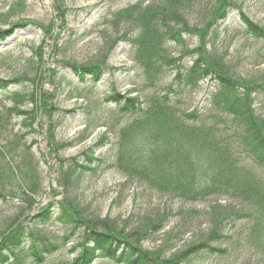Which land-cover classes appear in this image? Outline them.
<instances>
[{
    "label": "trees",
    "instance_id": "trees-1",
    "mask_svg": "<svg viewBox=\"0 0 264 264\" xmlns=\"http://www.w3.org/2000/svg\"><path fill=\"white\" fill-rule=\"evenodd\" d=\"M52 2L57 16L63 15L64 0ZM195 7L202 18L192 23L189 13ZM234 9L243 32L261 43L258 54L264 59V24L253 20L238 0H136L115 11V25L125 23L138 35L133 70L136 80L151 90L143 97L135 89L124 94L109 90L105 101L114 104L115 112L95 116L93 121L103 124L91 125L82 133L85 139L93 129L104 126L114 139L104 133L80 157L62 158L61 150L70 143L55 139L57 127L71 110L62 111L53 101L54 93L42 96L38 92L40 81L53 79L55 74L50 64L45 66L44 40L32 48L22 73L11 80L0 79V91L11 103L0 108V201L18 202L17 213L0 228V264L20 263L23 247L28 258L41 264L75 239L69 250L75 255L67 263L57 264H92L98 257L113 264H204L214 256L232 255L233 242H239L235 230L241 223L246 224L247 243L254 246L251 264H264V115L254 108L264 101V75L242 76L237 64L212 49L219 28ZM11 34V30H0V41ZM186 37L196 39L193 46ZM66 64L77 80L74 85L81 86L86 78H91V85L100 81L106 62L96 58ZM168 73L170 81L158 88ZM22 81H29L33 89L20 90ZM203 81L209 82L203 106L183 108L181 96L192 93ZM85 111V119L90 118V108ZM126 114L132 118L123 119ZM42 115L47 122L38 125ZM14 118H20V130L14 131ZM39 126L44 128L48 144V153L41 156L55 160L60 189H51V200L38 204L36 184L20 179L16 167L32 163L29 150L37 141L33 138L26 144L24 139ZM105 142L111 152L97 154ZM108 153L126 183L185 202H207L202 211L177 212L182 225L168 237L165 247L176 236L182 239L188 231H182L183 227L191 225L189 217L208 218L207 233L199 234L171 257H163V249L145 248L143 241L163 229L170 211L142 212L140 225L133 229L127 228L129 220L120 226L109 215L96 214L82 196L83 185L90 175L99 173ZM43 225H55L59 233L39 236L35 232Z\"/></svg>",
    "mask_w": 264,
    "mask_h": 264
},
{
    "label": "rangeland",
    "instance_id": "rangeland-1",
    "mask_svg": "<svg viewBox=\"0 0 264 264\" xmlns=\"http://www.w3.org/2000/svg\"><path fill=\"white\" fill-rule=\"evenodd\" d=\"M238 1L253 20L264 24V0ZM134 2L136 0H64L63 15L57 16L52 0H0V30L12 31L10 37L0 41V79L11 80L22 73V70L25 69L26 59L32 54V48L40 45L44 40L42 48L45 52V66L48 67L50 64L55 74L53 79L45 77L40 81L38 92L42 96L54 93V103L62 111L71 110L66 112L67 116L64 117L63 122L55 131L56 140L70 143L61 150L62 158L79 156L89 146L99 143L98 140L104 133L108 135L109 140L114 139L111 130L107 131L104 126L93 129L85 139L82 133L91 125L103 124L98 120L93 121L95 116L115 112L114 104L105 101L109 90L115 88L124 94L135 89L139 93L142 91V97L151 90V87L136 80L133 70L137 33L133 30L130 31L132 27L125 23H120L117 26L113 22L115 11ZM199 12V7H195L194 11L189 13L192 23L198 22L202 18ZM219 32L216 46L212 45L213 50L219 54H224L225 58H229L227 60L237 64V72L242 76L257 78L260 74L264 75V59L258 54L262 45L254 42L250 36L243 32V26L236 9L229 13L219 28ZM123 35L125 38L118 40ZM195 41L194 37H186V42L190 44V47ZM96 58L104 59L106 62L102 69L101 80L95 85H91L93 83L91 78H86L81 86L74 85L77 80L66 62L87 63ZM258 60L262 61L259 65L255 62ZM171 77V74H166L164 79L157 84L158 88H162L164 83L170 81ZM19 87L22 91H29L33 89V84L29 81H22ZM10 89L13 90L14 88L10 87ZM208 89L209 82H201L192 93H185L181 96L180 105L185 109L186 107L191 109L195 106L201 108L205 103ZM74 92L76 94L71 95ZM135 94L137 93H132V95ZM260 102L255 103L254 108L257 114L264 115V101L261 100ZM10 104L5 93L0 91V108L10 106ZM86 107L92 111L91 117L87 119H85ZM127 118H132V115H123V119ZM19 120L20 118L12 120L14 131L20 130ZM120 120L125 122L122 118ZM42 122L45 124L47 122L44 115L37 119L38 125H41ZM45 124L42 125L44 128ZM43 127L39 126L36 133H31L24 139L26 144L33 138L37 141L29 150L32 155L30 157L33 159H30L32 163L24 162L16 167L19 170L20 179L28 184H36L34 189L38 204L51 200L53 196L50 193L51 189L56 191L60 189L57 173L54 172L57 167L55 160H50L48 156L46 158L41 156L42 153H48V144ZM108 149L111 152L110 145L105 142L97 150V154H104ZM110 156L111 153L103 156L105 163L101 166L99 173L90 175L83 185L82 196L96 214L101 217L109 215L120 226L126 225L125 222L129 220L127 228L133 229L135 225H140L141 222L139 221L142 220L143 216L138 215L142 212H152L157 208L170 211V215L163 223V229L158 233H151L143 241L145 248L163 249V257H171L174 252L183 248L190 240L194 241L199 234L207 233L208 218L205 216L189 217L187 221H190L191 225L183 227L182 231L186 228L188 231L181 236L182 239H177L176 236L165 247L168 237L182 225V216L177 212L191 208L202 211L207 207V202H185L178 198L161 195L156 191L142 190L135 183H126L125 177L112 165V160L109 161ZM3 174L5 175V173ZM12 180H15L14 176ZM15 194L18 195L17 192ZM57 196L59 197V195ZM223 199L221 198V200ZM15 200L6 203L0 201V228L4 226V222L8 218L17 213L18 202ZM174 212L175 214L172 215ZM23 224L26 226L27 220ZM245 227L246 224L241 223V226L235 230L239 242H233L235 248L231 250L232 255L230 257L214 256L211 262L204 264H251L255 259L254 257L251 260L254 246L247 243L248 231L245 230ZM56 228L55 225H43L39 226L35 233L39 236H48L52 233H59ZM191 237L195 238L190 239ZM75 241L76 239L48 256L41 264L67 263L75 255V252L69 251ZM22 250L21 262L16 264H36L25 255L24 247ZM92 264L113 263L98 257Z\"/></svg>",
    "mask_w": 264,
    "mask_h": 264
}]
</instances>
